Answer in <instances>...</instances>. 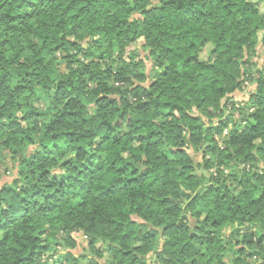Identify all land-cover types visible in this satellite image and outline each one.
Wrapping results in <instances>:
<instances>
[{
	"label": "trees",
	"instance_id": "obj_1",
	"mask_svg": "<svg viewBox=\"0 0 264 264\" xmlns=\"http://www.w3.org/2000/svg\"><path fill=\"white\" fill-rule=\"evenodd\" d=\"M260 2L0 0V264H264Z\"/></svg>",
	"mask_w": 264,
	"mask_h": 264
},
{
	"label": "rangeland",
	"instance_id": "obj_2",
	"mask_svg": "<svg viewBox=\"0 0 264 264\" xmlns=\"http://www.w3.org/2000/svg\"><path fill=\"white\" fill-rule=\"evenodd\" d=\"M263 4H264V2H260V5H261V6H262ZM204 56H206L205 53H204ZM147 68L149 69V65H148ZM252 88H253V86L246 87V90H244L243 92H237V93H235V94L233 95V99H234L235 101H238V103L242 104L244 101L247 100L248 95H249V92H250V90H251ZM3 163H4V165L7 166V169L12 170L13 162H12V160L9 158L8 155H7V157L4 159V162H3ZM2 167H3V166L0 167V171H2V169H3ZM11 179H12V174H11V173L8 174V175H4V177H2V180L0 181V186L2 185L3 182H10ZM75 237H76V239H77V243H78V245H77L76 248L72 249L71 252L78 253V252H80V251L82 250L83 247H86V241H85V239H84L80 234H75ZM64 250H67V249H65V248H59V249L57 250L56 254H60V253H62V251H64ZM55 256H57V255H55ZM55 256H53V258H54ZM53 258H52V259H53Z\"/></svg>",
	"mask_w": 264,
	"mask_h": 264
}]
</instances>
